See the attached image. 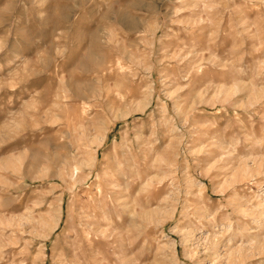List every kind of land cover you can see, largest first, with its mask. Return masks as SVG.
Listing matches in <instances>:
<instances>
[{"label":"rangeland","instance_id":"rangeland-1","mask_svg":"<svg viewBox=\"0 0 264 264\" xmlns=\"http://www.w3.org/2000/svg\"><path fill=\"white\" fill-rule=\"evenodd\" d=\"M0 264H264V0H0Z\"/></svg>","mask_w":264,"mask_h":264}]
</instances>
